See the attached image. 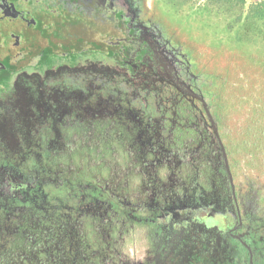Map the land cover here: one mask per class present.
I'll use <instances>...</instances> for the list:
<instances>
[{"label":"trees","instance_id":"1","mask_svg":"<svg viewBox=\"0 0 264 264\" xmlns=\"http://www.w3.org/2000/svg\"><path fill=\"white\" fill-rule=\"evenodd\" d=\"M204 1L258 65L246 62L242 85L218 87L210 107L241 226L216 136L166 92L143 102L121 88L129 103L115 106L103 89L85 104L57 102L73 108L60 115L36 103L30 133L27 121L10 127L20 118L12 102L0 109V264H250L236 227L264 264V0Z\"/></svg>","mask_w":264,"mask_h":264},{"label":"flooded vegetation","instance_id":"2","mask_svg":"<svg viewBox=\"0 0 264 264\" xmlns=\"http://www.w3.org/2000/svg\"><path fill=\"white\" fill-rule=\"evenodd\" d=\"M179 1L0 0V109L23 75L84 70L133 86L143 102L166 92L214 134L205 105L210 114L218 87L242 85L246 62L258 65L228 43L204 0ZM236 228L229 234L246 248Z\"/></svg>","mask_w":264,"mask_h":264},{"label":"rangeland","instance_id":"3","mask_svg":"<svg viewBox=\"0 0 264 264\" xmlns=\"http://www.w3.org/2000/svg\"><path fill=\"white\" fill-rule=\"evenodd\" d=\"M93 80L95 83H102V85L104 86L101 85L97 86V84H95V86H92L94 84ZM84 87H87V89L89 90V95L87 96L88 98H83V94L81 93L80 89ZM111 87L114 89L113 92ZM128 87L129 86H124V84L117 85L115 83L112 84L108 81L106 82L103 76L95 79L93 72H86L84 70L72 71V69H68V70L60 69L55 73L46 74V75L44 74L23 75L18 80V84L16 85V90L14 93L16 97L12 101L13 102L12 109L15 110L16 106L18 107L19 110L18 113L20 118L18 120V123H15L13 127L10 124V127L17 128L19 127V124L27 121L25 123L26 128L24 129V131L26 133L27 132L30 133L31 131H33L34 129L33 126L35 125V123H34V118L30 114L29 110H31V108L34 109L36 103L42 104L43 106L50 105V108L46 110L45 113L60 115L62 114V111L70 112L73 110V108L72 109L67 108L68 110L67 109L58 110L54 106V104H56L57 102L59 101L70 102V99H76L77 104H79L78 101L80 102V104H85L89 102V99L93 101L95 99V94L100 93L99 90H103V89L106 90L107 95L109 94V92L111 93V96L115 95V100H118L116 101L115 106H120V104L122 103L127 104L129 103L128 97H125L124 93H119V90L121 88L126 89ZM110 89L111 91H109ZM206 101L208 102L207 98ZM105 107H107L106 104ZM28 112L31 116L26 114ZM24 116H26L27 118ZM113 116L116 115L113 114ZM136 246L137 245L133 246V244H131L129 246V251L131 255L133 254L136 262H142L144 260L143 248L142 246L139 248H137Z\"/></svg>","mask_w":264,"mask_h":264},{"label":"water","instance_id":"4","mask_svg":"<svg viewBox=\"0 0 264 264\" xmlns=\"http://www.w3.org/2000/svg\"><path fill=\"white\" fill-rule=\"evenodd\" d=\"M203 104L205 105V103H203ZM205 111H206L207 115L210 118V121H211L210 122L211 129L214 131V134H215V136H216V138L218 140V143L220 145V148H221V151H222V154H223L225 168H226V172H227L228 179H229V182H230V186H231V190H232V196H233V200H234L235 207H236V212H237V215H238V218H239V225H241V223H242V221H241V212H240L239 204H238L237 197H236L235 185H234L233 177H232V174H231V171H230L229 162H228L227 154H226V151H225V147H224V145H223V143L221 141V138H220L218 129H217L215 123L213 122V120L211 119L208 109H206V105H205ZM244 245L246 246V248L248 249V251L250 253V259H249L250 264H253L252 263V253H251V250H250V248L246 244H244Z\"/></svg>","mask_w":264,"mask_h":264}]
</instances>
